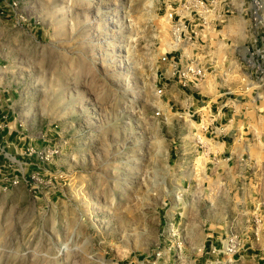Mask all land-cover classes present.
<instances>
[{
    "label": "rangeland",
    "instance_id": "1",
    "mask_svg": "<svg viewBox=\"0 0 264 264\" xmlns=\"http://www.w3.org/2000/svg\"><path fill=\"white\" fill-rule=\"evenodd\" d=\"M249 2L227 28L245 30ZM182 3L0 0V111H14L0 136V264H264L250 242L226 252L247 234L239 211L202 185L188 122L158 92L163 57L184 45L167 17ZM235 45L219 60L239 86Z\"/></svg>",
    "mask_w": 264,
    "mask_h": 264
},
{
    "label": "crops",
    "instance_id": "2",
    "mask_svg": "<svg viewBox=\"0 0 264 264\" xmlns=\"http://www.w3.org/2000/svg\"><path fill=\"white\" fill-rule=\"evenodd\" d=\"M240 15L238 21L244 22V31L232 28L233 25L227 28L233 23L229 16L223 30L207 34L205 47L199 40L194 44L185 41L178 49L182 52L177 50L178 54L170 57L165 65L160 85L167 110L179 111L188 122L192 144L187 162L201 164L200 180L204 187L222 185L224 196L233 203L228 209L229 214L233 217L239 211V215L233 217L236 221L234 230H245L250 234L249 242L264 250V79L251 73L245 63L248 69L244 67L246 73L242 74L240 85L234 86L226 76L232 68L227 67V61L219 60L229 52L226 49L229 41L238 40L233 53L238 55L241 50L244 62L255 48L250 20ZM194 58L204 63L212 61L218 70L215 74L208 72L198 83L184 85L177 72ZM13 120L14 111H0V129L1 125L4 127L0 136L6 135V128ZM228 217L223 216L222 222ZM220 230L216 233L221 241L225 227L221 226ZM210 242L213 244L212 240ZM254 254L247 251L238 259ZM260 259L264 260V257Z\"/></svg>",
    "mask_w": 264,
    "mask_h": 264
},
{
    "label": "built area",
    "instance_id": "3",
    "mask_svg": "<svg viewBox=\"0 0 264 264\" xmlns=\"http://www.w3.org/2000/svg\"><path fill=\"white\" fill-rule=\"evenodd\" d=\"M234 0H184L182 9L184 14H178L170 5L167 17L173 22L174 34L180 42L184 39L191 44L197 40L205 47L208 43L207 34L217 30V27L224 26L227 19L233 12ZM242 15L248 17L251 23V30L255 39L253 40L254 50L250 51L245 58V63L252 70L251 73L259 74L260 80L264 79V0H250L249 5H243ZM260 45V46H259ZM163 61H169L164 56ZM214 62L204 63L198 58L190 59L182 70L177 72L180 81L184 84L198 83L203 80L207 73L214 69ZM162 94V89H159ZM250 240L248 234L243 239L231 238L225 242L226 252L232 256L246 247ZM240 246V247H239ZM225 252V253H226Z\"/></svg>",
    "mask_w": 264,
    "mask_h": 264
},
{
    "label": "bare ground",
    "instance_id": "4",
    "mask_svg": "<svg viewBox=\"0 0 264 264\" xmlns=\"http://www.w3.org/2000/svg\"><path fill=\"white\" fill-rule=\"evenodd\" d=\"M179 44V42H178V40H176V45H178Z\"/></svg>",
    "mask_w": 264,
    "mask_h": 264
}]
</instances>
